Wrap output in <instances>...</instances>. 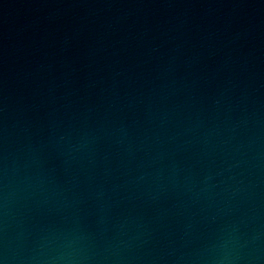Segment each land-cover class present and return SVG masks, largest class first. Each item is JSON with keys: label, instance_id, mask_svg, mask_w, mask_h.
Instances as JSON below:
<instances>
[{"label": "water", "instance_id": "1", "mask_svg": "<svg viewBox=\"0 0 264 264\" xmlns=\"http://www.w3.org/2000/svg\"><path fill=\"white\" fill-rule=\"evenodd\" d=\"M0 264H264V0H0Z\"/></svg>", "mask_w": 264, "mask_h": 264}]
</instances>
